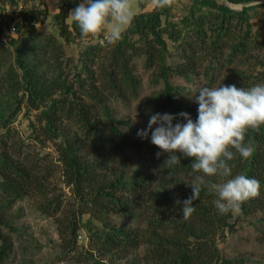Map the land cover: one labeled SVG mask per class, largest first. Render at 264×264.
<instances>
[{
  "label": "trees",
  "instance_id": "obj_1",
  "mask_svg": "<svg viewBox=\"0 0 264 264\" xmlns=\"http://www.w3.org/2000/svg\"><path fill=\"white\" fill-rule=\"evenodd\" d=\"M227 1H260L258 4L264 6V0ZM80 2L59 0V12L54 18L58 34L37 32L34 27L28 36L10 38L14 53L7 42L0 41V88L8 89L0 91V264H4L13 247L12 236L5 234L3 228L16 230L4 218L6 207L35 195L42 198L45 212L57 215L62 211L59 196H49L55 188L50 189L47 182L55 170L29 153L24 154L22 145L13 150L7 141L11 118L23 103L39 111L40 129L34 126L37 135L33 139L41 141L45 135L59 145L63 173L78 199L79 211L75 208L59 221L66 252H77L78 260L83 259L86 251L79 250L77 235L85 226L90 245L101 256L125 255L144 242L148 246V264H264L222 255L219 241L227 229L235 228L231 221L234 211L219 214L214 205L216 196L207 189H202L199 199L193 201L195 211L191 217L183 219L175 200L192 195L190 184L200 175L191 168L192 158L181 156V163L170 171L162 165L167 153L154 159V171L161 181L159 193L154 174H145V167L139 166L131 178L125 168L112 173L113 155L120 154L131 140L120 127L124 121L115 117L109 104L139 97L142 82L135 61L139 57H144L147 69L155 70L154 81L164 83L161 91L140 106L145 120L155 113L186 112L193 120L197 118L198 107L192 104L185 88L173 82L174 75L186 79L193 74L203 75L207 79L204 87H214L220 80L238 88L264 83V69L246 70L253 61L264 66V59L255 55L264 47V41L254 33L249 13L258 4L236 10L220 0H194L180 23L170 20L174 3L171 7L140 12L134 15L121 40L107 46L89 45L82 51V68L72 77L64 76L65 51L60 37L66 42L93 37L82 38L74 20L68 23L71 10ZM141 2L145 8L148 0ZM36 13L33 24L40 22L41 14H47V10ZM104 33L105 29L97 36ZM165 35L178 50L180 61L176 64L169 63L171 52ZM10 60L13 62L9 65ZM49 60L53 61L52 70L44 68ZM176 122L186 120L177 115L173 123ZM245 141L250 142L252 155L243 159L236 154L228 163L232 176L244 174L260 181V195L244 202L240 209L243 214H250L264 210V125L258 130L248 129ZM210 179L222 183L227 178ZM132 203L146 205L147 227L142 233L111 220L115 214L128 213ZM85 213L91 218L87 222H83ZM88 254L94 258V254ZM95 261L105 263L97 258Z\"/></svg>",
  "mask_w": 264,
  "mask_h": 264
},
{
  "label": "rangeland",
  "instance_id": "obj_2",
  "mask_svg": "<svg viewBox=\"0 0 264 264\" xmlns=\"http://www.w3.org/2000/svg\"><path fill=\"white\" fill-rule=\"evenodd\" d=\"M42 1L44 2L43 4L41 3ZM141 1L132 0L134 15L144 11H152L155 8L153 0H148L145 8H142ZM220 1L225 2L236 10H241L244 6L260 3V1H255L247 4H234L227 0ZM193 2L194 0H174V8L170 20L180 23L189 14L190 6ZM8 4H11L12 7H14V4H18L20 7L19 0H0V20L3 18V11ZM21 4L23 8L21 7V21L18 24L19 33L11 38L28 36L34 27L38 29L37 32L59 33L58 26L54 20L55 15L48 11L49 3H47V0H21ZM255 6L249 11L253 31L260 36L261 41H264V6L259 4ZM38 10L39 12L47 10V14L42 13L40 16V22H38L40 25L39 28L35 26L36 24H33L35 21L34 18L38 15L36 13ZM200 12L201 10L197 11V14H200ZM72 21L73 18L71 15L68 23L72 24ZM129 26H126L123 32ZM110 27V25H105V33L102 36L95 35L91 38L76 40L75 42H66L60 37L59 40L62 42L65 51L64 76L71 74L70 76L72 77L77 69L82 68V51L89 45H109L107 36L110 32ZM165 38L168 41L169 51L171 52L169 55V63L176 64L180 61L176 45L167 38V35H165ZM9 40L10 38L3 42H7L6 44H9L8 46L14 53L15 48ZM255 55L260 57V59H264V47L261 50H256ZM135 61L136 73L142 82L139 97L125 101L109 102L115 117L124 121L120 127L131 140V144L124 147L120 154L113 155L112 173H117V171L125 168L128 171L127 177L131 178L139 166L145 167V174H154L156 190L161 191V188L158 186L161 181L156 176L157 174L154 171L153 164L156 158L155 153L158 152V149L150 142V139H141L137 135V132L142 128H146L148 124V120H145L141 114L140 106L152 95L161 91L164 88V83L163 81L160 83L154 81L155 70L147 69L144 63V57H139ZM11 62L13 60H10L8 64L10 65ZM52 65L53 61L49 60V63H45L44 68L52 70ZM248 68L258 72L262 71L264 66L255 64V61H253L251 66L246 67V70H249ZM172 80L176 85L185 88L190 96L189 99H192V104L198 107L196 97L199 95V89L204 87L207 81L206 77L193 74V77L186 79L182 76L174 75ZM220 81L214 87H218L223 83ZM0 91L8 92V89L0 88ZM21 94L22 92H20ZM16 112L9 123L11 131L9 132L8 140H6L9 141V146H13V150L17 148V145H22L24 154L29 153L32 158L42 160L44 164H49L55 170L54 175L47 182L50 189L55 188L50 192L49 196H59V199L62 201V211L57 215H51L45 212L41 207L42 198L35 195H28L18 200L12 206L6 207L4 218L8 221L10 220L16 227V230L12 231L10 227L3 228V232L13 238L12 250L7 255L4 264H100L96 263V258L105 262L104 264H148L145 259L148 246L144 242L140 243L137 248L129 250L125 255L101 256L98 249H93L94 246L90 245V238L85 226L79 229L77 235L79 250L86 251L83 259L78 260L79 254L77 252H66L67 250L63 245L64 241L59 230V221L63 216L72 213L75 208L79 211V204L78 199L75 197L73 187L68 185L67 177L63 173L62 164L59 161V145L55 141L47 140L45 135L41 136V141H35L33 139L37 135L34 126L36 125L40 129L38 122L39 111L30 109L26 103H23L21 109ZM131 205L128 213L123 215L115 214L111 220L119 226L134 229L142 233L147 227L145 221L146 213H144L146 205H138L137 203H132ZM77 214L78 217H81L78 212ZM82 217L83 222L91 219L88 213L83 214ZM94 221L96 224H101L96 220ZM231 221L235 223V228L233 231L227 229L226 235L219 241L222 255L228 259H247L250 262L264 263V210L251 212L250 214H243L240 210L234 211V216ZM88 252L94 254V258H91Z\"/></svg>",
  "mask_w": 264,
  "mask_h": 264
},
{
  "label": "clouds",
  "instance_id": "obj_3",
  "mask_svg": "<svg viewBox=\"0 0 264 264\" xmlns=\"http://www.w3.org/2000/svg\"><path fill=\"white\" fill-rule=\"evenodd\" d=\"M173 3L174 0H153L156 9L171 7ZM71 15L82 38L100 34L105 25H110L109 44L121 40L124 28L134 19L132 0H81ZM35 26L40 27L39 23ZM198 92L195 120L186 112L155 113L147 127L137 132L141 139H150L160 149L155 153L157 159L167 153L162 165L169 171L181 163V156L192 158L193 172L200 173L190 184L192 195L175 200L184 220L194 213L193 201L199 199L202 189L215 194L214 205L221 215L239 211L244 202L258 197L261 189L256 178L244 174L232 176L228 162L236 154L243 159L252 155L253 149L245 137L248 129L258 130L264 125V83L250 88L222 83L218 87H202ZM177 115L186 123L174 124ZM211 177L227 179L217 183Z\"/></svg>",
  "mask_w": 264,
  "mask_h": 264
},
{
  "label": "built area",
  "instance_id": "obj_4",
  "mask_svg": "<svg viewBox=\"0 0 264 264\" xmlns=\"http://www.w3.org/2000/svg\"><path fill=\"white\" fill-rule=\"evenodd\" d=\"M19 3L20 7L18 4H14V7L11 4L6 5L3 11V18L0 20V41H6L19 33L18 24L21 21L20 12L22 10L21 0H19Z\"/></svg>",
  "mask_w": 264,
  "mask_h": 264
},
{
  "label": "crops",
  "instance_id": "obj_5",
  "mask_svg": "<svg viewBox=\"0 0 264 264\" xmlns=\"http://www.w3.org/2000/svg\"><path fill=\"white\" fill-rule=\"evenodd\" d=\"M47 3H49V9H48L49 13L55 15L59 12V0H47Z\"/></svg>",
  "mask_w": 264,
  "mask_h": 264
}]
</instances>
